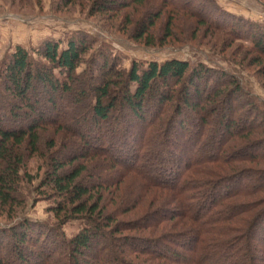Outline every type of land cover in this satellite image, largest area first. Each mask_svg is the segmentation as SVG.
I'll return each instance as SVG.
<instances>
[{
    "label": "trees",
    "instance_id": "1",
    "mask_svg": "<svg viewBox=\"0 0 264 264\" xmlns=\"http://www.w3.org/2000/svg\"><path fill=\"white\" fill-rule=\"evenodd\" d=\"M156 1L162 5L148 14L146 27L140 25L137 40L154 43L149 30L161 14L169 19L166 39L180 15L195 16L200 27L218 22L222 34L233 23L230 34L238 36L237 20L223 21L212 11L213 0ZM92 6L96 14H119L129 4L92 0ZM256 33L261 36L253 38L251 52L263 59L264 33ZM90 49L84 38L64 49L46 43L35 52L43 60L38 63L16 46L0 68V215L13 219L25 205L22 185L33 182L26 155L47 159L49 152L50 174L33 191L54 200L49 212L56 220L84 223L65 238L23 218L1 232L0 264H242L234 261L241 251L245 264H252L249 242L264 245V109L247 104L243 110L236 80L187 61L133 62L126 71L103 56L96 69L78 75ZM73 105L84 113L91 135L70 129L82 124L67 110ZM46 127L56 134L44 144ZM74 141L81 147L62 158L53 154L62 155ZM207 148L211 152L204 154ZM102 157L106 164L97 160ZM99 164L114 172L108 189L115 198L122 181L137 191L126 211L137 220L116 223L120 210L104 215L105 186L83 184ZM258 260L264 264V257Z\"/></svg>",
    "mask_w": 264,
    "mask_h": 264
},
{
    "label": "rangeland",
    "instance_id": "2",
    "mask_svg": "<svg viewBox=\"0 0 264 264\" xmlns=\"http://www.w3.org/2000/svg\"><path fill=\"white\" fill-rule=\"evenodd\" d=\"M117 1H125L129 7L119 14L111 12L96 14L92 9V0H72L70 3L67 0H0V68L16 46L23 47L35 61L43 63V60L35 52L41 50L44 44L58 43L59 49H64L68 41L84 38L90 44L91 49L83 57V63L77 70L78 75L96 69L101 65L103 56L110 58L114 68L126 71L130 69L133 62L143 65L150 62L161 63L171 59L187 61L193 67L204 66L216 76L224 74V76L236 80L244 92L243 110H247L246 107L249 106L247 104L264 109V58H259L258 54L251 52L253 38L261 36L256 32L264 33V3L259 0H213V7L210 5L212 11L219 12L223 21L234 22V19L237 20V28L234 29L238 34L237 37L231 35L229 31L232 30L233 23L229 25L228 32L222 34L215 28V26L217 28L222 26L218 22L215 23V26L213 24L200 27L195 16L180 15L179 19L173 22L175 23L172 27L173 37L166 39L165 33L169 19L165 14H161L149 30L150 38L154 41L150 45L146 43L148 39L137 40L135 34H138L140 25L146 27V17L151 14L153 9L161 6V2L150 0L142 6H136L131 4L132 0ZM200 3L206 10L207 5L204 2ZM196 5L197 3L194 7ZM203 15L211 21L215 20L212 15L206 12ZM199 18H201L200 15ZM39 95H41V91ZM75 107L74 105L69 106L67 110L73 111L74 120L82 123L84 113ZM241 117L243 120V116ZM73 125L72 123L70 129H79L87 134H92L87 124L82 123L77 127ZM54 130L47 127L43 129L44 133L41 132V134L44 144L49 141V137H54L56 134ZM104 131L105 129L102 127V132ZM74 143L76 145L66 148L62 151V155H58L59 150L53 151V154L57 158H62L63 155L69 154L71 148L81 147L79 141H74ZM83 150L81 148L78 152L82 153ZM208 152L211 151L207 148L204 154ZM47 154L48 161L40 159L36 155L30 157L26 155L25 168L33 176V182L22 185L25 205L17 210L13 219H6L4 215H0V236L3 230H8L23 218L43 225V228L50 234H55L58 231L65 238L73 237L83 227L84 223L80 218L56 220L54 215L49 212L54 200L48 196L44 198L33 191L34 188L39 189L40 181L44 179L45 174H50L49 161L51 157L49 152ZM91 160L92 163L97 160L105 162L103 157ZM100 164L98 167L102 168L106 163ZM91 165H89L88 172H91ZM98 167L91 174L83 176V184L89 186L99 182V185L105 186L101 192L103 202L100 204L105 208L104 215H110L120 210L119 214L123 215L116 217V223L137 220L139 216L136 213L126 214V211L136 202L137 191L130 188L128 181H122L119 198H115L111 194L112 189H108V185L113 183L115 178L114 172H110L106 166L96 171ZM145 202L147 201L145 200ZM128 234L130 233L124 232L121 235L127 236ZM3 241L5 246L11 242L7 237ZM249 246L250 251L254 250L256 259L252 264H262L258 258L264 257V245L258 241H251ZM246 249L247 247L243 250L246 251ZM24 250L30 252L31 248L27 244L24 246ZM243 254V251L238 252L234 261L245 264L246 260ZM84 259L94 262L89 257Z\"/></svg>",
    "mask_w": 264,
    "mask_h": 264
}]
</instances>
